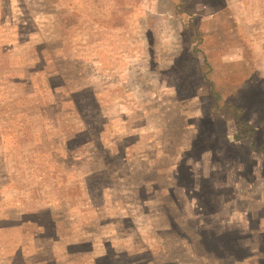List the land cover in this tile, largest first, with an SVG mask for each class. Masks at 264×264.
Masks as SVG:
<instances>
[{"label": "rangeland", "instance_id": "374dc122", "mask_svg": "<svg viewBox=\"0 0 264 264\" xmlns=\"http://www.w3.org/2000/svg\"><path fill=\"white\" fill-rule=\"evenodd\" d=\"M0 264H264V0H0Z\"/></svg>", "mask_w": 264, "mask_h": 264}]
</instances>
